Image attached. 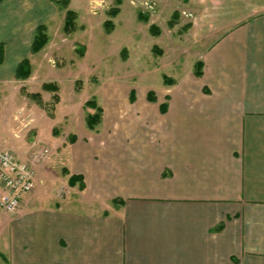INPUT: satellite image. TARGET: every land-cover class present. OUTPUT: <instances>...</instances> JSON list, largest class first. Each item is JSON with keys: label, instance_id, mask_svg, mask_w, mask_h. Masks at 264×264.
<instances>
[{"label": "crops", "instance_id": "crops-1", "mask_svg": "<svg viewBox=\"0 0 264 264\" xmlns=\"http://www.w3.org/2000/svg\"><path fill=\"white\" fill-rule=\"evenodd\" d=\"M30 4L0 3V150L22 159L40 139L58 161L37 165L0 264H264V0H188L200 74L176 71L153 100L112 83L99 127L70 114L67 140L25 96L34 73L14 77ZM71 174L84 187L58 197Z\"/></svg>", "mask_w": 264, "mask_h": 264}, {"label": "rangeland", "instance_id": "rangeland-1", "mask_svg": "<svg viewBox=\"0 0 264 264\" xmlns=\"http://www.w3.org/2000/svg\"><path fill=\"white\" fill-rule=\"evenodd\" d=\"M29 1L32 14L26 20L29 22L30 37L31 25L36 28L39 24H44L49 40L40 52L29 53L26 57L29 61L32 59L31 74L27 79L32 73L34 78L30 80V85L27 84L31 91L24 93L29 99V93L39 94V99H34L37 109L40 114L45 112L47 116L56 119L55 122L53 120L52 131L59 138L64 136L67 140L69 137V133L64 135V131L70 121V114L74 116L78 113L72 125L74 130H81L80 123L85 130H89L84 118L94 109L85 106L87 100L95 99L102 108L103 119V105L110 95V84L125 85L122 89L117 87L116 95L120 96L127 94V90L123 89L128 88V85L129 90L132 85L133 95H145L148 92L153 96L168 95L167 90L175 84L173 77L177 75L176 71L181 72L190 65H194L196 70L195 63L200 61L196 60V55L195 59L188 55L194 52L193 48L197 49L189 36L192 12L188 10V0H151L155 9L150 12L142 8L139 0H69L68 8L76 13L74 29L71 32L63 29L65 9L60 4L50 0ZM19 6L23 9L25 5ZM113 10H117L114 16L110 14ZM175 12L176 15H173ZM139 14L146 16V20L141 19ZM106 20L113 23L110 31L103 25ZM151 26L153 30L150 29ZM164 76L173 80V83L165 82ZM46 83L56 88L44 90L42 85ZM148 85L151 88L145 87ZM109 89L114 90L113 87ZM60 100L62 105L59 104ZM36 141L40 145H33L31 149L23 147L24 157L19 159L28 162L35 171L33 190L37 165L58 161L54 155L55 144L49 145L40 139ZM34 154L37 159L32 160ZM68 179L66 181L62 177L58 184H50L55 188L59 186L55 190L58 197L75 193L77 188L72 189L73 185L68 183ZM2 191L1 186L0 195ZM23 198L13 212H7L0 207V251L5 258H10L11 216L23 205ZM2 243L7 246V250Z\"/></svg>", "mask_w": 264, "mask_h": 264}, {"label": "trees", "instance_id": "trees-1", "mask_svg": "<svg viewBox=\"0 0 264 264\" xmlns=\"http://www.w3.org/2000/svg\"><path fill=\"white\" fill-rule=\"evenodd\" d=\"M1 1L3 0H0V2ZM50 1L60 4V6L63 9H65L63 29L66 32H71L74 29L76 13L73 10L68 8L69 0H50ZM116 12L117 10H113L110 12V14L114 16ZM173 15H176V12ZM139 17L143 20H146V16L144 15L139 14ZM103 25L107 31H110L113 23L110 20H106ZM152 28L153 26L150 27L151 30H153ZM48 40H49V37L47 34L46 26L44 24H39L35 28L34 36L30 44V53L36 54L40 52L45 47ZM3 59H4V44L0 42V66L3 62ZM195 65H196L195 71H196V74L198 75L201 72L202 63L201 61H197ZM30 74H31V64H30L29 59L25 57L16 64L15 70H14V77L17 80H25L30 76ZM164 80L165 82L173 83V80L167 79L166 76H164ZM42 87L44 90H54L56 88L50 83L43 84ZM147 95L150 100L154 99L153 98L154 96L151 94V92H148ZM29 97H31L32 99H37V98L39 99V94L29 93ZM85 106L94 109L92 113L89 112L85 115V118H84L85 125L88 129L95 130L102 121V108L96 103L94 98L87 100L85 102ZM77 182L79 183V188L84 187L82 176L71 174L69 176L68 183L70 185H74Z\"/></svg>", "mask_w": 264, "mask_h": 264}, {"label": "built area", "instance_id": "built-area-1", "mask_svg": "<svg viewBox=\"0 0 264 264\" xmlns=\"http://www.w3.org/2000/svg\"><path fill=\"white\" fill-rule=\"evenodd\" d=\"M139 2L145 11L150 12L155 9V4L151 0H139ZM35 159H37L36 154L32 155V160ZM34 172L25 160L15 158L9 151H0V182L3 188L0 195V207L3 210L15 211L24 194L33 190Z\"/></svg>", "mask_w": 264, "mask_h": 264}]
</instances>
